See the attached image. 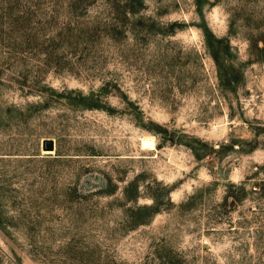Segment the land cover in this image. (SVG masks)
Wrapping results in <instances>:
<instances>
[{
	"label": "rangeland",
	"instance_id": "1",
	"mask_svg": "<svg viewBox=\"0 0 264 264\" xmlns=\"http://www.w3.org/2000/svg\"><path fill=\"white\" fill-rule=\"evenodd\" d=\"M0 264H264V0H0Z\"/></svg>",
	"mask_w": 264,
	"mask_h": 264
},
{
	"label": "bare ground",
	"instance_id": "2",
	"mask_svg": "<svg viewBox=\"0 0 264 264\" xmlns=\"http://www.w3.org/2000/svg\"><path fill=\"white\" fill-rule=\"evenodd\" d=\"M142 142V141H141ZM143 146L144 147H148L149 149L151 148V150L153 149V148H155L154 147V144H153V142L152 141H143ZM144 149V148H143Z\"/></svg>",
	"mask_w": 264,
	"mask_h": 264
},
{
	"label": "water",
	"instance_id": "3",
	"mask_svg": "<svg viewBox=\"0 0 264 264\" xmlns=\"http://www.w3.org/2000/svg\"><path fill=\"white\" fill-rule=\"evenodd\" d=\"M48 142H49V148L52 150V148H53V141L52 140H48Z\"/></svg>",
	"mask_w": 264,
	"mask_h": 264
}]
</instances>
